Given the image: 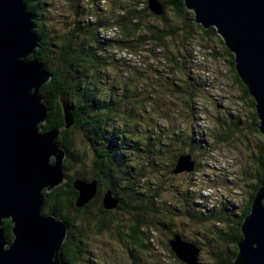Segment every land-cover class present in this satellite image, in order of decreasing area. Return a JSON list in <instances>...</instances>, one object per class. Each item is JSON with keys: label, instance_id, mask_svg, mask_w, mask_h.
Listing matches in <instances>:
<instances>
[{"label": "trees", "instance_id": "obj_1", "mask_svg": "<svg viewBox=\"0 0 264 264\" xmlns=\"http://www.w3.org/2000/svg\"><path fill=\"white\" fill-rule=\"evenodd\" d=\"M34 1L36 2L33 4ZM74 1L73 10L77 14V18L66 23L65 31L61 35L53 37L38 18V13L42 11L41 2L39 0H26V9L33 15V33L39 40L38 48L35 49L32 57H35L51 74V79L40 89V95L47 107L46 121L41 124V131L47 132L64 124L60 97L70 107L74 119V124L67 129H62L56 138L59 147L66 151L63 167L67 180L61 186L47 193L42 209V215H55L62 218L68 226V236L61 249V264H73L79 259L80 239L86 236V232H84L86 229L81 226L77 227L76 223L79 217L83 220L84 218L88 220L93 218L95 230L99 233L115 232L118 237L127 241L135 249L149 251L151 249L150 233L154 226L146 220L145 216L152 210L154 205L152 200L155 196L141 195L138 192V187L141 185L139 182L144 177V167L153 166L154 156L163 153L166 148L176 143L180 149L192 146L200 147L201 144L215 148L207 143L206 135L208 134L211 144L224 146L231 142L232 137L243 128L240 117L233 115L216 117L214 127L211 128L209 125L210 120H208L205 107L206 99L209 101L211 99L200 96L204 94L203 88H208V85L201 82L198 79L199 76L197 78L191 73L193 72L192 63L197 59L201 60V58L199 55H196L195 58L190 50H186V47L196 33V29L208 38L217 37L218 34L214 28L204 29L196 24L193 20V13L190 15L191 12L185 8L184 0H158L164 7L163 13L160 15H155L148 9L147 0H126V3L117 6L116 13L119 14L110 15L114 19L113 23L107 14H105L107 16L105 19L99 16L96 19L97 14L92 16L91 12L86 9L87 5H84L86 0ZM89 1L91 3L96 2L95 0ZM104 2L107 3L108 1L104 0ZM168 8L182 20L181 30L177 28L167 30L154 24L155 20L164 16L165 9ZM108 29H114V36L105 40L100 36V32ZM177 31L183 32L181 40L185 45L184 50L178 47L168 48V38L176 36ZM172 38L176 39L177 37ZM167 49L168 51H165ZM170 50L172 51L169 53ZM112 51L127 53L134 59V62H139L145 51V55L148 54L153 58L158 55L167 58L170 78L166 80L167 92L165 93L178 98L185 97V100L181 102L179 111L187 113L191 124L185 125L174 135L170 133L168 135L159 134L160 137L164 138L163 140H160V137L144 136L136 127L131 128L133 121L131 110L124 109V111L119 112L120 101L116 102L112 98H106L102 92V87L106 86V83L112 87V81L108 74H103L108 67L117 61L114 60ZM224 51L225 55L229 57L231 71L235 73V81L242 87L243 98H250L251 101L246 121L247 128L251 134L261 135L258 130L259 121L255 113V102L235 72L233 54L226 47ZM172 53L176 54L168 57ZM126 63L128 66V62ZM139 64L134 63L132 65ZM132 68L131 74L135 76V80L152 84L153 79L148 71L155 75L156 82L162 78L163 70L154 67L152 63H143L140 67ZM122 84L120 89L123 100L130 99L132 106L142 105L144 107L146 102L144 98L146 97L136 92V87H132L133 91L130 94L129 88L134 85V81L125 79ZM154 89L159 91L157 87ZM120 115L121 117L117 119ZM202 116H204L203 120L201 119ZM203 123L205 124L204 127ZM76 133L82 134L84 141L94 151L92 167L87 178L83 180L95 179L98 185H102L105 190H117L121 198L113 210H105L102 207V192L100 191L85 206L76 208L74 205L77 193L72 187V182L75 179H81L78 178L80 176H70V173L80 164V160L72 152L73 139ZM161 141H166L167 144H162ZM156 149L157 151L154 152ZM134 153L137 155L145 154L147 158L139 164L128 166L126 157ZM179 155L180 153L176 158ZM248 155L251 159L250 165L255 169V175L251 177L255 183L243 208H235L232 201L221 199L222 204L216 206L214 201L212 203L215 205L214 208L200 214V211L204 209L200 204H205L208 197H206L207 199L203 196L196 197L200 204L195 206L200 210L193 211L191 215L196 219H214L226 224L228 219L225 218L222 221L218 215L231 213L235 210L239 211V215L235 217V222L226 231L219 232L221 239L218 237L219 240L232 245L233 254L231 257H227L224 255V250H219L215 254L217 264H231L237 253L236 243L242 237L240 225L250 211L258 188L264 185V138L258 141L253 152H249ZM197 168L195 162L193 171L195 172ZM155 209L152 211H156ZM114 211L130 212L134 217L131 218L129 225L121 227H113L112 221L100 220L98 217V214L104 215ZM184 211H188V206H185ZM167 216L164 218H168ZM173 225L170 222L168 224L169 229ZM10 229V221H4L5 236L8 241L12 240ZM175 234H171L172 237ZM173 257L179 260L175 255ZM136 262L135 264H140L138 260Z\"/></svg>", "mask_w": 264, "mask_h": 264}, {"label": "rangeland", "instance_id": "obj_2", "mask_svg": "<svg viewBox=\"0 0 264 264\" xmlns=\"http://www.w3.org/2000/svg\"><path fill=\"white\" fill-rule=\"evenodd\" d=\"M95 1L91 3L86 0L84 2V5H87L86 9L91 12L92 16L97 14L96 19L98 16L103 19L108 16L112 23L114 19L110 15L119 14L116 13L117 6L126 3V0H107V3L104 0ZM39 2H41L42 11L38 13V18L53 37L61 35L65 31L66 23L77 18V14L73 10L74 0H39ZM154 24L167 30L174 28L181 30L182 20L168 8L165 9L164 16L155 20ZM195 32L186 50H190L195 58L196 55L201 58V60L197 59L192 63L193 72L191 73L196 77L199 76L197 78L208 85V88H203L204 94L200 96L210 97L212 100L206 99L205 107L208 120H210L209 125L211 128L214 127L216 117L233 115L242 120V130L224 146L211 144L207 134V143L215 148L201 144L200 147L192 146L180 149V146L175 142V145L154 156L153 166L144 167V177L139 182L141 185L138 187V192L141 195L155 196L152 200L154 203L152 210L156 208V211L150 210L145 216L146 220L154 226L150 233L151 249L149 251L135 249L127 241L118 237L115 232L99 233L95 230L93 218L90 220L84 218L83 220L79 217L76 223L77 227L81 226L86 229L84 231L86 236L80 239L81 252L79 259L73 264H135L137 260L140 264H183L173 257L174 255H171L173 253L168 245L169 239L172 238L171 234L174 233L199 249L198 260L201 264H217L215 254L219 250H224V255L227 257H231L233 254L232 245L219 240L221 239L219 232L226 231L235 222V217L239 215L238 210L218 215L222 221L225 218L228 219L226 224L214 219H196L191 215L193 211L200 210L195 206L199 204L196 197L200 194L208 197V205L200 211V214L214 208L215 205L222 204L221 199L232 201L235 208L244 207L243 205L249 198L251 188L255 183L251 179L255 175V169L250 165L251 159L248 154L253 152L258 141L263 140V138L261 135L251 134L247 128L246 121L251 101L250 98H243L242 87L235 81V73L231 71L229 57L225 55V47L221 37L217 35V37L208 38L197 29ZM107 34L114 36L112 32H107ZM182 37V31H177L176 36H170L169 40L167 39L168 48L178 47L184 50L185 45L181 40ZM145 52H143V57L139 62H134L129 54L112 51L114 60L117 61L103 72L104 75L108 74L112 81V87L106 83V86L102 87V92L106 98H112L116 102L120 101L119 112L124 111V109L131 110L133 115L131 128L136 127L144 136L159 138V134L168 135L170 133L174 135L185 125L191 124L187 113L179 111L181 102L185 100V97L178 98L165 93L167 92L166 80L170 78L167 58L162 55L153 58L147 53L145 55ZM173 54L176 53H172L168 57ZM126 62H128V66ZM134 63L140 64L132 65ZM143 63H152L154 67L163 70L162 78L156 82L155 75L148 71L153 79L152 84L135 80V76L131 74L132 67H140ZM125 79L134 81V85L129 88L130 94H132V87L134 86L136 92L146 97L144 98L146 99L144 107L142 105L132 106L130 99L123 100L120 86L123 85L122 82ZM156 87L159 88V91L154 89ZM120 117L121 115L117 119ZM203 118L204 116L201 117L202 120ZM163 139L160 137V140ZM161 143L167 144L166 141H161ZM156 151L157 149L154 152ZM72 152L78 157L80 164L70 173V176H80L78 178L81 179L87 178L93 164L94 151L84 141L80 133H76L73 139ZM179 153L180 155L190 154L192 156L198 166L195 172H183L177 175L172 173L176 162L175 158ZM146 158L145 154L137 155L135 153L126 157L128 166L139 164ZM103 189V186L99 184L97 192H103ZM214 201L215 205L212 204ZM185 206H188L187 212L184 211ZM98 215L100 220L112 221L113 227L127 226L131 222V218L134 217L132 213L123 211ZM166 215L168 218H164ZM95 217L97 216L95 215ZM170 222L174 225L169 229L168 224Z\"/></svg>", "mask_w": 264, "mask_h": 264}, {"label": "water", "instance_id": "obj_3", "mask_svg": "<svg viewBox=\"0 0 264 264\" xmlns=\"http://www.w3.org/2000/svg\"><path fill=\"white\" fill-rule=\"evenodd\" d=\"M193 20L204 29L214 28L234 56V68L255 102L258 130L264 138V0H184ZM26 0H0V264H61L67 237L66 222L42 215L47 193L66 181V151L56 142L62 129L74 124L70 107L60 97L64 124L47 132L41 87L51 74L32 57L38 48L33 15ZM155 15L163 13L158 0H147ZM190 154L179 155L172 173L192 172ZM74 205L85 206L98 190L95 179H76ZM105 210L119 200L111 190L101 199ZM11 223L12 240L5 236L4 221ZM241 239L231 264H264V185L258 188L249 213L240 225ZM183 264H201L199 249L175 234L169 241Z\"/></svg>", "mask_w": 264, "mask_h": 264}, {"label": "clouds", "instance_id": "obj_4", "mask_svg": "<svg viewBox=\"0 0 264 264\" xmlns=\"http://www.w3.org/2000/svg\"><path fill=\"white\" fill-rule=\"evenodd\" d=\"M66 180H67V178H66ZM76 180V179H75ZM74 181V180H73ZM65 183V182H64ZM104 191L102 192V195H103V193L106 191L105 189H103ZM107 190H110V189H107ZM98 191V190H97ZM112 191V190H111ZM113 192V194H114V196H116L117 198H118V200L120 201V195H118L119 193L117 192V191H112ZM77 193V192H76ZM200 196H203V195H201L200 194ZM203 197H205L206 198V196H203ZM207 199V198H206ZM199 202V204H200V201H198ZM208 203V199H207V201H206V203L205 204H200V205H202L204 208L205 207H207V204ZM58 218V217H57ZM62 219V218H61ZM67 236H68V231H67ZM67 238V237H66ZM66 240V239H65ZM60 255H61V252H60Z\"/></svg>", "mask_w": 264, "mask_h": 264}, {"label": "built area", "instance_id": "obj_5", "mask_svg": "<svg viewBox=\"0 0 264 264\" xmlns=\"http://www.w3.org/2000/svg\"><path fill=\"white\" fill-rule=\"evenodd\" d=\"M107 32H112L114 34V29H108L107 31L100 32V36L103 37L105 40L109 39L112 37L111 34H107Z\"/></svg>", "mask_w": 264, "mask_h": 264}]
</instances>
